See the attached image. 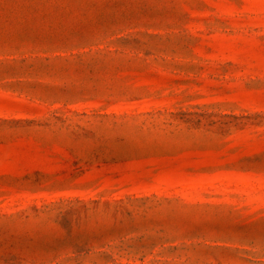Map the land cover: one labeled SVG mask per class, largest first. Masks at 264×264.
Returning a JSON list of instances; mask_svg holds the SVG:
<instances>
[{
  "label": "rangeland",
  "instance_id": "374dc122",
  "mask_svg": "<svg viewBox=\"0 0 264 264\" xmlns=\"http://www.w3.org/2000/svg\"><path fill=\"white\" fill-rule=\"evenodd\" d=\"M0 264H264V0H0Z\"/></svg>",
  "mask_w": 264,
  "mask_h": 264
}]
</instances>
